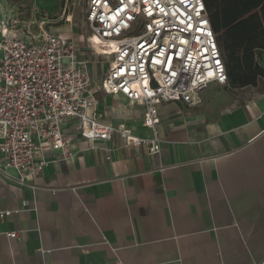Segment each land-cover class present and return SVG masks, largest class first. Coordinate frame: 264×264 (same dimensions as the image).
I'll return each instance as SVG.
<instances>
[{
  "label": "crops",
  "instance_id": "0c3cea01",
  "mask_svg": "<svg viewBox=\"0 0 264 264\" xmlns=\"http://www.w3.org/2000/svg\"><path fill=\"white\" fill-rule=\"evenodd\" d=\"M10 12L0 0V28ZM30 33L40 32L18 37ZM257 61L264 68V51ZM105 95L100 120L152 136L141 105ZM158 114V153L117 133L87 141L72 120L62 126L70 159L44 144L39 175L20 183L14 170L0 173V210L11 211L0 218V264H264V77L211 85L195 105L167 102Z\"/></svg>",
  "mask_w": 264,
  "mask_h": 264
},
{
  "label": "built area",
  "instance_id": "2783aa9c",
  "mask_svg": "<svg viewBox=\"0 0 264 264\" xmlns=\"http://www.w3.org/2000/svg\"><path fill=\"white\" fill-rule=\"evenodd\" d=\"M84 1L90 34L102 50L89 42L81 58L74 39L65 34L41 31L23 39L1 29L0 173L12 169L20 183L47 165L44 144L59 151V159L71 158V137L62 127L68 121L77 122L87 141L108 140L117 133L125 145L155 154L161 149L159 105H195L211 85L227 84L203 0ZM88 50L106 60L100 89L141 105L150 138L96 116ZM10 213L0 210V218ZM17 234L8 233L13 238Z\"/></svg>",
  "mask_w": 264,
  "mask_h": 264
},
{
  "label": "trees",
  "instance_id": "16d2710c",
  "mask_svg": "<svg viewBox=\"0 0 264 264\" xmlns=\"http://www.w3.org/2000/svg\"><path fill=\"white\" fill-rule=\"evenodd\" d=\"M224 61L227 84L254 85L264 68V0H203Z\"/></svg>",
  "mask_w": 264,
  "mask_h": 264
},
{
  "label": "rangeland",
  "instance_id": "374dc122",
  "mask_svg": "<svg viewBox=\"0 0 264 264\" xmlns=\"http://www.w3.org/2000/svg\"><path fill=\"white\" fill-rule=\"evenodd\" d=\"M29 1L30 0H7L11 12L6 14L4 26H2L0 30L5 27L7 28V33L10 30H14L17 33L16 35L19 36V34H26L27 30L31 32H52V26H60L62 29L60 33L69 35L74 39L80 52V58L82 57V49L89 48V42L99 50L90 37V30L85 20L86 3L84 0H57L54 7H48V9L44 8L45 10L31 9ZM54 2L55 0L50 1L51 4ZM14 4L17 6L15 7ZM31 6L33 5L31 4ZM12 8L15 9L12 10ZM39 17L48 18L52 21L42 22L39 21ZM87 52L89 63L86 65V68L95 79V83H98L105 73L107 67L106 60L92 54L90 50ZM93 91L96 92L99 98L106 96L99 86L95 85ZM122 103L126 105L125 102Z\"/></svg>",
  "mask_w": 264,
  "mask_h": 264
},
{
  "label": "bare ground",
  "instance_id": "6f19581e",
  "mask_svg": "<svg viewBox=\"0 0 264 264\" xmlns=\"http://www.w3.org/2000/svg\"><path fill=\"white\" fill-rule=\"evenodd\" d=\"M92 42L96 45L99 50H102V45L98 42L97 37L90 34Z\"/></svg>",
  "mask_w": 264,
  "mask_h": 264
}]
</instances>
